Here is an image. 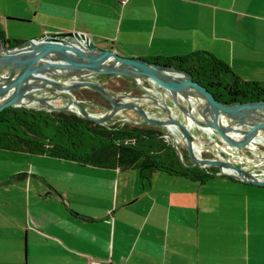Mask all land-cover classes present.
Listing matches in <instances>:
<instances>
[{"label": "crops", "instance_id": "0c3cea01", "mask_svg": "<svg viewBox=\"0 0 264 264\" xmlns=\"http://www.w3.org/2000/svg\"><path fill=\"white\" fill-rule=\"evenodd\" d=\"M68 29L151 59L207 49L242 79L264 81V0H0L7 39ZM258 144L264 155V139ZM90 257L264 264V184L165 170L145 177L133 166L0 148V264Z\"/></svg>", "mask_w": 264, "mask_h": 264}, {"label": "water", "instance_id": "95a60500", "mask_svg": "<svg viewBox=\"0 0 264 264\" xmlns=\"http://www.w3.org/2000/svg\"><path fill=\"white\" fill-rule=\"evenodd\" d=\"M101 74L107 78L130 76L135 80L134 89L114 91ZM82 87L104 97L105 101L94 102L101 110L90 109L79 96L76 90ZM11 105L73 110L100 123L121 118L151 124L162 128L161 135L175 146L183 164L216 165L220 174L264 184V172L224 156L242 157L240 148L245 147L264 158L258 146L264 139V95L220 100L189 69L122 54L98 45L84 31H52L15 43L0 36V110Z\"/></svg>", "mask_w": 264, "mask_h": 264}, {"label": "trees", "instance_id": "16d2710c", "mask_svg": "<svg viewBox=\"0 0 264 264\" xmlns=\"http://www.w3.org/2000/svg\"><path fill=\"white\" fill-rule=\"evenodd\" d=\"M0 36L5 37L1 32ZM7 40L10 43L20 41ZM154 60L189 69L194 77L208 83L216 96L226 102L264 95V81L242 79L228 62L207 49L158 56ZM122 78L127 81L123 85L128 88L135 86L132 77L122 75ZM106 84L108 87L111 85L110 81ZM88 90L93 99L103 97L98 91ZM0 148L47 153L101 166H133L139 168L145 177L155 170L200 180L220 174L216 165L183 164L175 146L153 125L112 120L100 123L73 110H48L24 105H11L0 110ZM182 150L188 160L184 146Z\"/></svg>", "mask_w": 264, "mask_h": 264}, {"label": "flooded vegetation", "instance_id": "af4514ba", "mask_svg": "<svg viewBox=\"0 0 264 264\" xmlns=\"http://www.w3.org/2000/svg\"><path fill=\"white\" fill-rule=\"evenodd\" d=\"M108 75L106 74H101L100 77H102V80L104 81V83L106 84L107 81L111 83L110 86H113L112 88L109 87L110 89L114 90V91H118V90H125V91H131L132 89H134V87L131 88H128V86L126 85H123V83H127V81L122 78V76H115L113 78H107ZM133 79V78H132ZM128 80V79H127ZM134 80V79H133ZM135 82V80H134ZM146 83V81H144ZM125 83V84H126ZM107 85V84H106ZM76 92L79 94V96L84 99V101L86 102V104L88 102H95V101H105L104 97L102 98H99L98 100L96 99H93V97L91 96V92L88 90V88L86 87H82V88H78L76 90ZM99 107V106H98ZM101 110V107H99ZM132 113V112H131ZM133 114V113H132ZM112 121H116V122H120V123H125V122H131L133 124H137V123H134L132 121H129V120H123L121 118L115 120V119H111ZM137 125H142V126H150L151 124H147V123H142V124H137ZM152 126V125H151ZM157 127V126H155ZM159 130H160V133L162 131V128L160 127H157ZM259 146V144H258ZM260 148V147H259ZM242 153H243V156H238L236 154H228V153H224V156L225 157H230L232 159H234L235 161H237L238 163H243V164H246L248 165L250 168L254 169V168H258V170H263V166L264 165V158L260 157L257 153H254L252 151H250L249 149L245 148V147H241L240 148ZM261 150V149H260ZM203 154L205 155H212V152L211 151H204ZM248 157H259L260 159H257L256 158V162H259L260 164H257V167L256 166H252L251 164H248L246 163L245 159H248ZM243 160V161H242ZM250 160V159H248ZM260 160V161H259ZM252 161V160H251ZM254 167V168H253ZM255 170V169H254ZM257 170V169H256Z\"/></svg>", "mask_w": 264, "mask_h": 264}, {"label": "built area", "instance_id": "2783aa9c", "mask_svg": "<svg viewBox=\"0 0 264 264\" xmlns=\"http://www.w3.org/2000/svg\"><path fill=\"white\" fill-rule=\"evenodd\" d=\"M123 2H125L126 0H121ZM248 159L254 161L255 163L252 164V166H256L257 167V164H260L259 162H256V158L255 157H248ZM243 161V160H242ZM254 168V167H253ZM257 172H260V173H263L264 172V169L263 170H258V168H254ZM87 264H111V262H103L101 259H98V258H95V257H90L88 259V263Z\"/></svg>", "mask_w": 264, "mask_h": 264}, {"label": "rangeland", "instance_id": "374dc122", "mask_svg": "<svg viewBox=\"0 0 264 264\" xmlns=\"http://www.w3.org/2000/svg\"><path fill=\"white\" fill-rule=\"evenodd\" d=\"M21 38H24V37H21ZM22 41V40H21Z\"/></svg>", "mask_w": 264, "mask_h": 264}]
</instances>
